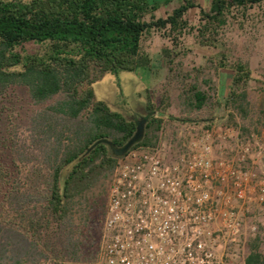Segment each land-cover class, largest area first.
<instances>
[{"label":"trees","instance_id":"16d2710c","mask_svg":"<svg viewBox=\"0 0 264 264\" xmlns=\"http://www.w3.org/2000/svg\"><path fill=\"white\" fill-rule=\"evenodd\" d=\"M174 1V5L170 6ZM264 0H0V264H92L87 230L105 200L120 149L134 135L131 111H114L92 86L107 73L148 68L146 43L166 41L161 56L166 84L178 90L181 121H211L213 75L231 71L223 101L248 115L246 62L229 60V26L253 23ZM167 6L168 8H165ZM198 9L196 23L188 12ZM160 12L156 15V12ZM217 59L184 66L187 40ZM34 45L27 50L26 45ZM210 70L212 72H210ZM212 73V74H211ZM24 88L34 109L17 123L2 104L10 89ZM167 91L158 104L145 98L148 118L131 147L154 146L170 107ZM199 113H202L198 115ZM244 130V129H243ZM258 239L244 264H264Z\"/></svg>","mask_w":264,"mask_h":264},{"label":"built area","instance_id":"2783aa9c","mask_svg":"<svg viewBox=\"0 0 264 264\" xmlns=\"http://www.w3.org/2000/svg\"><path fill=\"white\" fill-rule=\"evenodd\" d=\"M179 141L117 159L93 264H232L241 236L264 239V137L224 118Z\"/></svg>","mask_w":264,"mask_h":264},{"label":"rangeland","instance_id":"374dc122","mask_svg":"<svg viewBox=\"0 0 264 264\" xmlns=\"http://www.w3.org/2000/svg\"><path fill=\"white\" fill-rule=\"evenodd\" d=\"M196 2L200 6L205 7L207 6L209 0H196ZM172 5H174V1L170 6ZM165 8L168 7L165 6ZM159 14V11L156 12V15ZM188 17L191 23H196L198 18V9H190ZM224 40L226 41L227 47L230 51L228 55L229 60L233 61L234 59H239L246 62L251 69L253 77L249 87L257 86L256 80L258 79V76L264 74V5L262 6L261 12H259L255 21L253 23L249 22V24H246L245 28L239 29L236 24L229 26ZM186 42L187 47L191 52L184 58L185 67L203 65L207 60L204 59L203 56L206 58H213L214 60L218 58V56L211 51L203 55V52L199 51V49L192 44L190 39ZM165 44L166 41L164 39L156 34L153 35L146 43V49L151 58L148 68H138L133 71L118 70L117 73H107L93 84L92 89L97 100L105 102L109 108L114 111L126 114L125 111L130 110L132 112L131 115H133L128 118L135 121L140 120L141 117L147 115L144 105L147 93L151 95L153 103L158 104L161 93L166 90L168 92L167 96L170 102V107L165 112L167 117L164 116L163 118L164 122L156 144L160 145L169 158H173L177 153L180 143L179 133L183 122L180 119L185 116L180 113L178 108V90L173 85L166 84L165 82L167 67L161 56V48ZM26 49L29 51L34 50V45L27 44ZM225 71L227 74L231 73V71L227 69H219L216 72V75L211 73L213 75L212 78L216 89V101L219 103L214 107L215 117L211 121L225 118L227 123L240 125L242 129H249V124L253 125L254 118L258 115L256 112L251 110V113H249L246 118L240 117V115L235 112L233 114V120L229 121V113H231V110L229 108L224 109L222 105L229 91L228 87L225 95L218 94L220 74ZM210 72L212 71L210 70ZM262 84L260 86H262ZM2 104L6 108V112L14 117L15 121L20 124H24L25 118L29 112L35 108L29 100L26 90L21 87H14L10 89L7 98L3 100ZM200 114L202 113H199L198 115ZM185 122L188 123L189 121ZM187 123L184 124L188 125ZM2 126H5V123L0 121V129ZM94 216V221L90 222L88 226L86 244L89 245L88 253L92 256L94 254L95 257V250L104 218L102 209L98 208L95 211ZM253 240L254 239L247 234L239 238L237 245H234L235 250L233 252L234 255L232 264H242L241 260L242 258H245L249 245L253 242ZM257 243L259 250L264 253V239L258 240ZM42 264L52 263L49 261Z\"/></svg>","mask_w":264,"mask_h":264},{"label":"crops","instance_id":"0c3cea01","mask_svg":"<svg viewBox=\"0 0 264 264\" xmlns=\"http://www.w3.org/2000/svg\"><path fill=\"white\" fill-rule=\"evenodd\" d=\"M229 78H228V77ZM231 73L227 74L225 71L224 73L220 74V81L218 85V94L225 95L228 87L230 85L231 81ZM263 83V84H262ZM257 86L249 87L248 88V114L251 113V110L256 112L258 114L253 121V125H250L248 130L244 129L246 131L253 130L257 134L264 137V74L258 76V79L256 80ZM262 84V86H260ZM187 122L183 121L182 125H185ZM188 125L191 124V122L187 123ZM252 124V123H251ZM258 166L264 169V157H260L257 159Z\"/></svg>","mask_w":264,"mask_h":264},{"label":"water","instance_id":"95a60500","mask_svg":"<svg viewBox=\"0 0 264 264\" xmlns=\"http://www.w3.org/2000/svg\"><path fill=\"white\" fill-rule=\"evenodd\" d=\"M148 118V114L141 118L140 121L136 122V130L134 135L128 140V142L122 146L120 149H113V153L118 155L119 157L124 155L127 150L141 137L143 133V121Z\"/></svg>","mask_w":264,"mask_h":264},{"label":"flooded vegetation","instance_id":"af4514ba","mask_svg":"<svg viewBox=\"0 0 264 264\" xmlns=\"http://www.w3.org/2000/svg\"><path fill=\"white\" fill-rule=\"evenodd\" d=\"M140 117H141V116H140ZM141 118H142V117H141ZM140 120H141V119H140ZM140 120H137V121H140ZM137 121H136V122H137Z\"/></svg>","mask_w":264,"mask_h":264}]
</instances>
